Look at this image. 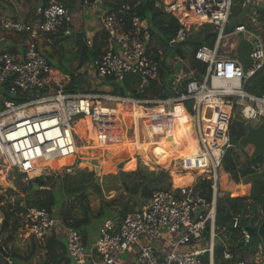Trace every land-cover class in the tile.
I'll return each instance as SVG.
<instances>
[{
  "label": "built area",
  "instance_id": "1",
  "mask_svg": "<svg viewBox=\"0 0 264 264\" xmlns=\"http://www.w3.org/2000/svg\"><path fill=\"white\" fill-rule=\"evenodd\" d=\"M70 1L47 0L46 5L36 9L39 19L35 24L0 17V37L21 35L26 42L19 58L5 48L0 49V168L6 173L15 172L26 187L33 180L31 175L71 176L81 162L76 155L74 121L80 117L96 126L95 120L103 111L100 108L103 104L128 105L148 116L155 113L160 119L180 114L192 120L196 151L175 161L183 174L198 175L193 176L195 182L211 183L210 200L191 184L154 192L140 210L123 221L103 225L91 251L92 264H116L117 256L125 254L132 257L131 264H205L203 255H207V264H214L216 246H222L224 261H233L226 236L216 231V201L219 172L231 148L229 133L235 110L249 123L264 119V97L252 96L243 89L245 82L264 68L263 42L261 36L252 31L257 17L255 0H154L155 8L180 24L173 42H183L192 26H212L216 34L212 48L203 46L194 54V59L206 66L202 80H193V72H181L167 90L172 96L164 99L137 97L143 95L151 83H159L160 64L147 53L150 44L147 21L135 15L128 5L100 13L108 48L91 67L99 79L115 83H122L127 76H137L140 83L135 90L136 98L98 92L74 94L64 90V81H56L42 46L51 45V36H71ZM236 5L247 12L245 18L249 24L226 32ZM239 34L252 46V66L246 73L242 72L234 53ZM85 43L91 45L90 40ZM5 95L23 101L5 100ZM184 104H190V108L186 109ZM162 128L170 131L173 126L165 122ZM144 132L151 140L150 130ZM65 159L72 160L57 170L49 165ZM261 170L260 163L250 168L253 174ZM8 205L13 210L14 200ZM243 216L246 221L254 218L249 203ZM3 219L0 212V248L4 243ZM20 219L24 222L25 234L35 240L44 239L61 224L51 213L37 208H27ZM240 223L241 216H235L230 226L232 230H240L242 245L247 246L251 236ZM257 225V222L248 224L253 229ZM62 228L69 260L73 264H85L88 255L80 235L73 228ZM164 234L174 239L168 242L167 252L158 253L151 242ZM205 237L208 238L205 250L182 251L184 247L199 245ZM0 257V264H15L9 255Z\"/></svg>",
  "mask_w": 264,
  "mask_h": 264
},
{
  "label": "trees",
  "instance_id": "2",
  "mask_svg": "<svg viewBox=\"0 0 264 264\" xmlns=\"http://www.w3.org/2000/svg\"><path fill=\"white\" fill-rule=\"evenodd\" d=\"M145 4L146 13L148 16H139L141 19L146 20L148 24V31L150 33V44L148 46V55L154 61H159L160 64V82L159 83H151L146 90H144L143 95L137 96L143 98H161L164 99L167 97V91H165V82L168 80V74L166 75L164 72L169 71V67L165 64L166 59L168 58V53L171 52V57L180 59L186 65L184 66L185 72H193V80L201 81L202 77L205 73L206 66L194 59L195 52L200 47H209L212 48L215 43L216 34L212 26L204 25L201 29H204L202 32H199L196 38L186 37L183 42H180L176 47H171V43L178 33L180 24L178 21L173 18L171 15L167 13H162L158 15H153L154 7V0H117L114 4L115 9L122 5H128L131 9H134L139 4ZM46 5V2L44 3ZM43 5V6H44ZM69 7V6H68ZM236 15H234L235 17ZM233 19V18H232ZM242 23V22H240ZM237 23H229L226 28V32H230L234 29ZM206 27V30H205ZM262 30L264 33V25L262 26ZM190 31V30H189ZM71 37V36H69ZM51 39V45L48 47L51 49L57 48L60 50V45L62 42H65L68 38L67 36H63L62 34H58L55 36L49 37ZM76 39L79 42L83 43L82 39H84L83 35H76ZM104 42H100L101 44L105 43L107 37H102ZM263 42H264V34H263ZM86 45V43H85ZM95 45L91 48L93 50ZM84 53H86V48L83 47ZM161 51V55L159 54ZM47 54V53H46ZM43 53L46 61L51 66L49 62V56ZM87 56V55H84ZM89 56H93L94 61L96 58L95 55L91 54ZM161 57L163 59H161ZM95 58V59H94ZM88 59V58H87ZM86 59V60H87ZM87 62V61H85ZM83 62L81 66L85 63ZM85 65V64H84ZM69 73V72H66ZM68 75V74H67ZM166 76V78H165ZM129 78L133 80V85L139 84L140 80L137 76H127L125 80L121 83L123 85L120 86L119 83L114 84L113 80L107 79L110 81L111 86L113 87V91L111 95L119 98H136L135 91L132 93L130 89H128V80ZM81 77L72 78L69 87L66 89L68 93H78L80 91ZM169 81V80H168ZM160 85V86H159ZM243 89L256 97H264V68L258 72L255 76L247 80L243 86ZM96 93V92H95ZM131 93V94H130ZM5 100L14 101L20 103L23 99L14 98L8 95L4 96ZM190 107H188L189 109ZM103 111L99 113V119H111L112 123L108 126L103 128V131L107 133H113L115 136V141L117 135V126L120 122L125 125L134 126L132 123V118L128 117L126 114L128 113V108L122 107L120 112L109 111L106 108H102ZM162 111V109H159ZM125 114V115H124ZM135 117V122H139L136 119V114H133ZM236 123L235 121H231L230 126V142L232 147H236L238 140L244 136V129L242 128L241 124L240 131L236 136L233 130L232 123ZM112 134V135H113ZM102 140V139H101ZM102 142V141H101ZM148 142V141H147ZM150 142V141H149ZM228 150L226 153L222 169L225 173H228L231 176V179L234 180L236 184H238V176L237 171L239 167V159L235 156V154ZM133 149L128 150V157L129 161L126 162L127 166H132L135 162L134 157H132ZM123 154V153H122ZM121 154V155H122ZM124 155V154H123ZM262 158H257L254 160H250L248 157L245 160V163L249 164L252 162H261ZM110 167H103L101 173L109 172ZM130 170V169H129ZM128 170V171H129ZM132 171V170H131ZM243 173V172H242ZM246 176V172L244 173ZM64 177L61 178L60 184L56 186L54 176L51 175L50 177H39L35 178L30 181L29 185L23 186L22 184L19 187L20 195L22 198H18L16 202H14L13 210H11L10 205H8L7 200L10 196H16V193L7 190L0 195V211L4 217L3 224H2V233L9 232L7 237L4 239L3 249L7 250V244L11 243L13 240V236L16 234L18 229L21 227L20 225V215H22L27 208H37V209H45L49 213L52 212L54 208L57 206L59 207L61 201L59 199L60 195H63L68 198L69 205L65 204V207H60L59 217L60 223L63 227H70L73 228L81 237L82 239V229L89 226L92 220H102L104 217L109 218L108 214L105 216L106 211L109 210L113 204H105L102 203L99 208V212L96 215L92 214V211L88 205V200L85 195L86 190L92 188L95 190L96 193H100L97 178L94 177V174H84L81 172H77L75 176H67L63 175ZM178 179L187 178L188 181L191 177L189 173L184 174L182 176H178ZM119 184L122 186L126 193V201L121 203V211L119 213L121 219L126 218L127 216L131 215L135 212L137 205H143L151 195L156 191H168L171 187L169 182V176L166 173L158 172H145L143 169H136L130 173H123L122 177L118 178ZM190 183V181H189ZM146 187L143 188V186ZM36 186L37 190H33V187ZM211 183L209 181H199L195 185V190L202 194L207 201L210 200L211 197V190H210ZM178 187H181L178 184ZM55 189L57 192L55 193ZM142 190V191H140ZM140 194V197H139ZM6 199V200H5ZM250 203L253 210L262 209L264 211V182L263 181H252L248 183L244 189L239 192V194H226L222 198H218L216 201V222L215 227L216 231L221 233H227L226 236L228 237V251L235 255L238 253L239 258L237 261L243 260L244 256L242 252H245L246 249H249L251 246L256 250L257 247L261 246L262 251L264 252V218L258 225L259 232L252 236L250 239L249 244L247 247L240 245V230H229V225L232 223V218L237 215H242L244 213V209L246 204ZM68 206V207H66ZM11 211V212H9ZM247 223L250 222L248 219ZM243 223H241V227H243ZM60 225H56L54 231L55 235H52L51 238L46 241L45 243V250H46V257H45V264H70L69 257L67 256L63 229H61V234L56 235V230H59ZM60 231V230H59ZM83 243V240H82ZM85 246V244L83 243ZM9 253V252H8ZM223 253L224 250L222 246H216L214 249V264H236V261H224L223 260ZM2 258L0 257V262ZM202 260L205 264H207V256H203Z\"/></svg>",
  "mask_w": 264,
  "mask_h": 264
},
{
  "label": "crops",
  "instance_id": "3",
  "mask_svg": "<svg viewBox=\"0 0 264 264\" xmlns=\"http://www.w3.org/2000/svg\"><path fill=\"white\" fill-rule=\"evenodd\" d=\"M5 1H6L5 5L0 4V17L7 18V19L21 20V21H25V22L30 23V24H35L37 22V20L39 19L37 14H36V9L43 6L45 2L47 3V0H5ZM116 1L117 0H71L70 4H69V10H70L71 15H72L71 37H67L68 39L65 42H62L60 44V45H62L60 50H58L57 48L51 49L49 47L42 46L43 53L44 54L47 53L46 55L50 57L49 62H50V60H55V61L59 62L60 60H62L63 56L69 57L71 59V61L69 62V65L71 66L70 69L65 68V67H61V65H60L59 69H55V68L52 69L54 74L56 75V81L57 82H61L62 80L64 81V90L65 91L69 87L72 78L80 76L81 77V81H80V85H79L80 91L78 93L85 94L86 91H83L80 87L82 80H87L93 76H96L95 72L93 71V69L91 67V64L93 62L92 61L93 56H89V55L92 52V54L95 55L94 57L97 58L102 52H104L108 48L107 40H105L104 44L100 43V42H104L102 40V37H105V39H106V34H105V31L103 30L101 24H100L99 15L103 11L111 12L112 10H114L115 9L114 4ZM255 3L257 5L256 0H255ZM5 13H7V15ZM8 13H11L12 15H9ZM245 15H246V13H245ZM245 15L241 16V18H236V17H234V14H232V16L230 18L231 24L234 22L237 23L235 25V27L240 26V25L249 24V21L245 18ZM232 20H234V21L232 22ZM240 22H242V23H240ZM229 23H230V21H229ZM202 26H204V25H202ZM202 26H198V28H201ZM257 26L258 25L256 23V25L252 28V31H254V28ZM262 26H258V30L254 31V32L261 36V39L263 42V34L264 33L262 30ZM190 30H191V28H190ZM77 34L81 35V36L83 35V37H84V39H82L83 43L79 42V40L76 39ZM86 40L91 41L90 46L85 45ZM25 45H26L25 37L21 36V35L20 36H8V37L6 36L5 39L0 37V49H4V48L7 49L16 58H19L23 55L24 50H25ZM93 45H95V48L93 50H91ZM83 47L86 48V53H84ZM236 48H234L235 55H236ZM263 48H264V42H263ZM147 51H148V49H147ZM61 53L63 55L62 57H61ZM159 54L161 55V51ZM84 55H87V56H84ZM236 58H237V56H236ZM161 59H163V58L161 57ZM85 61H87V62H85ZM83 62H85L84 63L85 65L83 64V66L80 67V65H82ZM165 64L169 67V71L164 72L166 75L169 73L168 74V80L169 81L167 80L165 82V84H163L165 86V91H167L170 88L171 84H173L175 78H177V76L181 72H185L184 66L186 64L184 62H182L180 59H176V58L166 59ZM176 66H179L178 72H176V70H175ZM51 68H52V65H51ZM66 72H69V73H66ZM165 78H166V76H165ZM97 79H99V78L97 77ZM132 81L133 80H131L129 78V80H128V87L129 88L128 89H130L131 93L133 91H135L137 86L139 85L138 83L133 85ZM95 91H102V90H100V89L96 90L95 89ZM95 91H92V93H95ZM86 94H89V93H86ZM167 96H168V92H167ZM252 96H254V95H252ZM123 107L128 108V113L126 115L128 117L132 118L133 123L135 122V117L133 115L134 113L138 116V118L139 117L141 118L142 121L141 120L140 121H141V123L143 122V125H144V128H142L143 132L145 129L151 130L150 131L151 136H153L152 135V129H158L159 130V127H162V125L164 124L165 119L161 120L159 117H155L153 119L152 124L156 123L157 121H160L161 123L159 125H156V127L152 126V124H150V123L147 125L144 123L145 120H143L142 116H139V115H144L147 119L149 117L148 115L143 114L141 112V110H138L137 108L133 109V108L129 107L128 105L123 106ZM235 112H237V110H235ZM238 112H239V110H238ZM120 113L123 114L122 111ZM153 114L155 115V113H153ZM235 114H238V113H235ZM235 114H233V115H235ZM176 116H177L176 123L172 124L173 132L176 134V133H178V131L180 129L187 128L192 132V136H193V133H194L193 126H191L189 123H188L189 125L183 123V119L185 118V116H182L180 114H177ZM103 120H106V118ZM107 120H108V123L105 126H108L110 123H112L111 119L107 118ZM185 120L189 121V119L187 117L185 118ZM232 120H233V118H232ZM263 120L260 121V124ZM84 121L85 120H82V122H84ZM105 126L101 127L99 132H97L95 135L96 139L100 138V140L102 139L101 140L102 142L104 141V139L101 138V136L105 137V140H106L107 136L109 135V133L103 131V128ZM189 126L191 127V129ZM95 128H96V126H95ZM144 134H146V133L144 132ZM153 137L150 138L151 141H155L154 138H157V137H154V138ZM157 139H159V138H157ZM148 140L149 139L146 137V141H148ZM101 141L97 140L98 143H100ZM190 142L192 144H194V142H196L194 137L192 139H190ZM230 144H231V142H230ZM130 148L133 149L132 157H134V159L136 161H138L139 158H142V163L144 166H146L150 169V166H148L146 164V161L155 162V164H156V161H154V158H153L151 153H148L150 158L147 156V154L144 157L143 156L139 157L138 154L135 153V151H136L135 147H133L131 145L128 146L126 144H123V146H121V147H118V148L116 147V151L114 152V153H116V155H117L116 157H118V158H119V156H121L122 153L125 156L124 158H122L123 159L122 161L124 164L123 169H122V175H123V173H130V171L124 172V170H129V169L132 170L131 169L132 166L129 165L126 167V164H125L126 162L129 161L128 150ZM153 148H154V146L152 147V149ZM185 148H188L187 144L185 145ZM233 148L234 147H232V145H231V148L229 150H232V152H233V150H234ZM156 151L158 154L159 153L162 154L163 160H165V157L167 154H171L173 156V158H172L173 160H171L167 166H165L163 164L160 166H158L157 164H156V166L152 165L154 167V169L156 167L158 172L162 171L163 173H166L169 176V182L171 185L170 188L176 189L178 184H180L181 187L187 186L189 184H191V186L193 187L197 184V181L196 182L194 181V178L192 175L189 179L190 183H189L187 178H181V180H179L177 177V175L178 176L184 175L183 172L180 170L179 163H177L175 161L181 157V153L183 151L178 153V155L177 154L175 155L172 147L169 146L166 142L163 144L161 143L158 147H156ZM195 151H196V149L194 150V152ZM233 153L239 159V167H238V171L236 173L238 176L239 182H238V184H236L234 182V180L231 179V176L228 173H225L224 170L221 168V170L219 172V180H218V198H222L226 194H233V195L239 194V192H241L248 183L252 182V181H250V182L244 184L243 180L247 176L256 175L250 171V168L253 167L256 163L262 164V168L264 166V157H258V158L263 159L261 162H252L249 164L245 163V160L247 157L250 160H253L250 158V156L252 154V148H251V151L249 153H246V149L241 150L237 147V149ZM237 153H240V155L244 156L243 162H240L241 158L239 157V154H237ZM121 157H123V156H121ZM67 163H69V162H67ZM100 165H101L100 172H101L103 167H111V165L109 163L107 164V163L101 162ZM60 167H62V166H60ZM131 172H133V171H131ZM245 172L247 174L246 176L244 175ZM152 173H155V172H152ZM171 174H174L177 177L175 186L173 185ZM118 178L120 179V177L117 174V177H116L117 181L114 180L115 188L111 189V191H109V192L116 194V193H119L118 191L120 189H122L123 193H124V198L123 197L122 198L117 197V198H113L112 200L100 203V205L102 203L113 204V206L110 207L109 210H107L106 214H105V216L108 214L111 217H109V218L104 217L102 220H94L93 219L91 224L89 226L83 228L81 231L82 232V240H83V243L85 244L84 248L86 250V254L88 255V258H87V261L85 264H92V261L94 260V257H93L94 255H93V252H91V251L93 248V244L95 243V241L99 237L100 230L103 227V225L106 222L119 223L120 221H123L125 219V218L121 219L119 213H120L121 208H122L121 203L126 201V193H125L124 189L122 188V186L119 184ZM105 179L106 178L104 177L103 180H105ZM103 180H101L102 186L104 185ZM98 186H99V190L101 192H103L101 185L98 184ZM219 187H221L222 189L225 190V195L220 194ZM139 197H140V195H139ZM148 200L143 205L138 204L135 211L140 210L148 202ZM100 205H99L98 209L96 210V212H93L91 210L93 215H96L99 212ZM251 210H252V214H253L254 218L250 219L249 223H247L246 220L244 219V216H243L244 213L242 215H237V216H241V223H243V225H244L242 228H244V229L247 227L250 228L248 226V224L252 223V225H253V222H257V224L259 225L261 220L264 218V211L262 209L257 208L256 210H253L251 207ZM251 221H253V222H251ZM241 223H240V226H241ZM20 225H21V227L18 229L16 234L13 236L12 242L7 244V247H6L7 250L3 249L4 252L7 255H9V257L11 259L15 258V259H18V260L23 261V262H30L34 258H36V259L39 258V261H40L39 264L44 263L45 257H46L45 243H46V241H48L51 238L52 235H55V231H53L50 235L46 236L42 240H35L33 238H27V236L24 235L25 230H24L23 224L20 223ZM258 225H257V227H258ZM60 227H61V228H59L60 231L56 230V235L58 234V235L62 236L61 229H63V228H62V226H60ZM257 227L255 229H253V228H250V229L258 230ZM173 239H174V237L172 235L164 234L161 236V239L155 240V241L151 242V244L157 249V251H159L158 253H165L168 251V242L172 241ZM226 241H227V245H228V237L227 236H226ZM239 243H240V245L242 244L241 240ZM207 246H208V238L205 237L199 245H194V246L192 245V246L184 247V248H182V251H190V252L203 251L207 248ZM241 246H243V245H241ZM244 247H245V245H244ZM242 255L244 256V258L241 261L240 260L237 261L239 258L238 253L233 255L234 260L236 261V264H240V263L264 264V252H252V254H249L248 252H242ZM203 256H207V255H203ZM256 256H258V258H260V259L257 260L256 262H254L253 259ZM213 259H214V256H213ZM131 260H132V257L128 256V254L118 255L116 258V264H131ZM213 263H214V260H213ZM70 264H73V263L70 261Z\"/></svg>",
  "mask_w": 264,
  "mask_h": 264
},
{
  "label": "rangeland",
  "instance_id": "4",
  "mask_svg": "<svg viewBox=\"0 0 264 264\" xmlns=\"http://www.w3.org/2000/svg\"><path fill=\"white\" fill-rule=\"evenodd\" d=\"M5 2H6L5 0H0V4L1 5H5ZM5 14L7 15V13H5ZM8 14L12 15L11 13H8ZM232 14L236 15L235 16L236 18H241V16L245 15V12H243L240 9L239 5H236L233 8V10H232ZM145 15L148 16V13H146ZM233 21L234 20H232V22ZM230 23H231V20H230ZM203 30L204 29L198 28V26H192L191 30L189 31L188 37L196 38L198 35H200L199 32H202ZM205 30H206V27H205ZM62 56L63 55L61 53V57ZM171 56H172L171 52L168 53V58H172ZM70 61H71V59L69 57H64L63 56L62 60H60L59 62L55 61V60H50V63L52 65V69H54V68L55 69H59L60 65H61V67H65V68L70 69L71 68V66L69 65ZM114 84H116V83H114ZM119 85L123 87V85L121 83H119ZM80 87H81V89L83 91H86V93H92V91H95V89L96 90H98V89L102 90V91H95V92H99V93H103V94H107V93L111 94L112 91H113V87L111 86L109 80L97 79L96 76H93V77H91V78H89L87 80H82ZM114 106H115L114 104H110V105L103 104V105H100V108H106L107 110L114 111V112L115 111L116 112H121V109H122L123 106H121V105H118V106L116 105L115 107ZM184 106H185L186 109H188V107H190V104H184ZM235 113H238V110H237V112H234V114ZM139 116H142L143 120H145L144 123L147 124V125L149 123L152 124L153 123V119L156 117V116H154V114L153 115H149L148 119L144 115H139ZM139 118H138V116L136 117V119H138L139 122H134V123L132 122L134 124V126H132V125L129 126V124L125 125L122 122H120L118 124L117 132H116V135H117L116 139L118 141H115L114 134L110 133L107 136L106 140H105V137L101 136V138H103L104 141L100 142V143L96 142L97 140H99V141H101V140H100V138L96 139L95 135H96L97 132H99L101 127L105 126L108 123V120L107 119L106 120H102V119L100 120L99 119V114H98V116L96 117V120H95L96 121L95 122L96 123V128L94 126V123L92 124V123L88 122L87 120H85L83 122L84 125H85L84 126L85 128L83 127V129H84V132L86 134L84 135V138H82V139H79V137L77 136V140H76L77 147H78L77 151H78L79 148H87V149H86V151H84L83 155H79V158L81 159V162L79 164L78 170L75 169V171H73V173L71 174V177L75 176L77 174V172H81V173H84V174L85 173L86 174L87 173L88 174H94V177L97 178L98 184L101 185V188H102L103 192L100 191V193L98 194L92 188H89L85 192V195H86L87 200H88V205H89L90 209L93 212H96V210L98 209V207H99L101 202H106V201L112 200L113 198H117V197H120V198L123 197L124 198V193H123L122 189H120L118 191L119 193H116V194H114L112 192H109V191H111V189L115 188L114 180L117 181V179H116L117 174H118L117 166L121 162H123L122 158L125 157L123 154L121 155L123 157H121V156H119V158L116 157L117 155H116V153H114L116 151V147L117 148L121 147V146H123V144H126L128 146L131 145V146L136 148L135 149L136 150L135 153L138 154L139 157L140 156L144 157L146 154L149 157L148 153H151L153 158H154V161H156V164L158 166H160L162 164L167 166L170 163V161L173 160L172 159L173 156L171 154H167L166 157H165V160H163L162 154H160V153L158 154L157 153L156 147H158L161 143L162 144L165 143L163 140L154 138L152 136L155 139V141H151V140H148V142L146 141L147 135L144 134L143 129H142V128H144V125H143V122L141 123V121H142L141 118L140 119ZM81 119L82 118L78 117V118L75 119L74 122L75 123L80 122V121H82ZM160 123H161L160 121H157L156 123L152 124V126L155 127L156 125H159ZM183 123H185V124L189 123L192 126V120H190V119H189V121H186L185 118H184L183 119ZM236 123L233 122L232 126H233L234 133L237 136L239 131H240V126H239L240 123L239 124H236ZM251 124L253 126L257 127L260 124V122L252 121ZM75 126H73L74 127L73 128L74 131H75ZM242 128L244 129L243 126H242ZM162 129H163L162 127H159V130H162ZM190 129H191V127H190ZM153 146H154V148L152 149ZM237 147L238 146L233 148L234 149L233 152L237 149ZM173 151H174L175 155L176 154L178 155V153L174 149H173ZM250 151H251L250 147L246 148V153H249ZM230 152L232 153V150ZM237 154H239V157L241 158L240 162H243L244 156L240 155V153H237ZM70 161H67V162H70ZM134 161L135 162L132 164V167H131L132 171L140 168L142 170L144 169L145 172H155V173L158 172L156 167H155V169L153 167V166H156L155 162L146 161V164L148 166H150V169H149L148 167L143 165L142 158H139L138 161H136L134 159ZM101 162L107 163V164L109 163L111 165V167L109 168L110 169L109 172H105V173H101L100 172L99 167H100V163ZM59 168H61V167H56V168L53 167L52 169L57 170ZM129 171L131 172V170H129ZM129 171L128 170H124V172H129ZM0 172H2V173H0V195L3 192H6L7 190H11V191L15 192L16 196L5 197V198H9V200H7L8 203H10L13 200H14V202H16V200H18V198H22L21 197L22 195H20V191H19V187H20V185L22 183L21 182V177L19 175H17L13 171H9L8 173H6L5 170H3L1 168H0ZM52 175L54 176L53 178L55 179L56 186L59 185L61 183L60 182L61 178L64 177V176H62V174H59V173L58 174H52ZM193 176L195 178L198 175L197 174H193ZM37 177L39 178V176L31 175V178H33V179H35ZM48 177H50V176H48ZM104 177L106 178L105 180H103ZM171 178H173L172 174H171ZM198 179H200V178H198ZM101 180H103V184H104L103 186H102V181ZM54 191L56 193L57 189H55ZM219 192H220L221 195H225V191L222 190L221 187H219ZM59 199L61 201L60 206L59 207L57 206L56 208H54L52 210L51 214H52L53 218L57 219L60 222L61 219L59 217V212H60L59 208L60 207H65V204L69 205L70 201L68 200L67 197H65L63 195H60ZM66 207H68V206H66ZM20 223L23 224V226H24V222H23L22 219L20 220ZM60 226H61V224H60ZM8 234H9V232H5L3 234L4 235V239L7 237ZM226 234L227 233H225L224 231L221 232V235H226ZM24 235L27 236V238H29L27 234L24 233ZM245 252H248L249 254H252V252H263V251H262L261 246L257 247L256 250L251 246L249 249H246ZM259 259L260 258H258V256H256L253 260H254V262H256ZM12 260L14 261L15 264H39L40 263L39 258H37V259L34 258L30 262H23V261H20L18 259H15V258H12Z\"/></svg>",
  "mask_w": 264,
  "mask_h": 264
},
{
  "label": "water",
  "instance_id": "5",
  "mask_svg": "<svg viewBox=\"0 0 264 264\" xmlns=\"http://www.w3.org/2000/svg\"><path fill=\"white\" fill-rule=\"evenodd\" d=\"M256 23L258 26L264 25V0H256ZM146 12L145 4H139L137 7L133 9V13L137 16H144ZM162 10L155 8L153 11V15L162 14ZM258 26L254 28V31L258 30ZM238 37L240 38L239 44L236 48V56L237 62L239 63L240 67L242 68V72L246 73L247 69L252 66V61L250 59V54L252 51V46L244 39L243 34H239ZM179 43L173 42L171 43V47H176ZM176 72L179 71V66L175 68ZM168 96H172L171 93H168ZM233 121L240 123L244 127V136L238 140L237 146L239 149L244 150L248 147L252 148V154L250 156L251 159H256L258 157H264V120L262 123L255 127L251 123L245 121L241 118L240 115L235 114L233 115ZM96 164V163H95ZM97 165V164H96ZM123 162L117 166L118 169V176L121 178L122 176V169H123ZM250 181H263L264 182V166L262 171L256 175L247 176L243 183L246 184ZM147 184L143 186L146 187ZM33 190H37V187L34 186ZM224 190V189H222ZM142 191V190H140ZM225 191V190H224ZM140 195V194H139ZM229 230H232L231 226L229 225ZM245 232L250 235L251 237L256 235L259 230H253L250 228H245ZM242 245V244H241ZM245 247H247L245 245ZM0 255L3 257H8V255L4 252L3 248H0Z\"/></svg>",
  "mask_w": 264,
  "mask_h": 264
},
{
  "label": "bare ground",
  "instance_id": "6",
  "mask_svg": "<svg viewBox=\"0 0 264 264\" xmlns=\"http://www.w3.org/2000/svg\"><path fill=\"white\" fill-rule=\"evenodd\" d=\"M176 120H177V116L168 117V118H165L164 123L167 122L168 125H169V127H171L172 124L176 123ZM84 126L85 125L83 124L82 121L78 122L76 124V126H75V134H77V136L79 137V139L84 138V135L86 134L84 132V129H83ZM170 129H171L170 131H166L165 128H163L162 130L152 129V135L154 137H157V138L165 141L177 153H180V152L183 151L181 153V157L180 158H182V157H184V156H186L188 154H192L194 152V150L196 149V142H194L195 145L190 142V139H192L194 137V133H193V136H192V132L189 129L183 128V129H180L178 131V133L175 134L173 132L172 128H170ZM185 143L187 144V147L188 148H185V145H186ZM84 151H86V148H79L78 151L76 149V155H83ZM70 160L71 159L59 160V161L54 162V163H51L49 165L52 168L53 167H60V166L66 165L67 161H70ZM99 169H101V165H100ZM36 174L37 173H34V175H36ZM172 175H173L172 182H173V185L175 186L177 177L174 174H172Z\"/></svg>",
  "mask_w": 264,
  "mask_h": 264
}]
</instances>
